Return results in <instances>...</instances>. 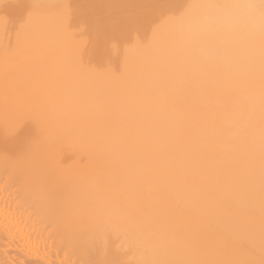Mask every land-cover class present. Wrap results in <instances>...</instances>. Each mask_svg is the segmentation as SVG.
I'll return each mask as SVG.
<instances>
[{
    "label": "bare ground",
    "instance_id": "bare-ground-1",
    "mask_svg": "<svg viewBox=\"0 0 264 264\" xmlns=\"http://www.w3.org/2000/svg\"><path fill=\"white\" fill-rule=\"evenodd\" d=\"M0 182V264H264V0H0Z\"/></svg>",
    "mask_w": 264,
    "mask_h": 264
},
{
    "label": "rangeland",
    "instance_id": "rangeland-1",
    "mask_svg": "<svg viewBox=\"0 0 264 264\" xmlns=\"http://www.w3.org/2000/svg\"><path fill=\"white\" fill-rule=\"evenodd\" d=\"M0 183H1V182H0ZM4 189H6V188L4 187ZM12 206H13V205H10V206H8V207H10V208H11ZM6 208H7V207H6ZM8 209H9V208H8ZM11 209H12V208H11ZM11 209H9V210H11Z\"/></svg>",
    "mask_w": 264,
    "mask_h": 264
}]
</instances>
